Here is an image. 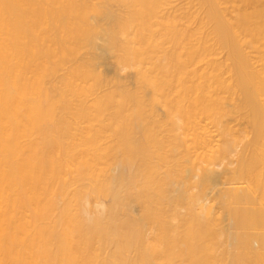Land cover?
Here are the masks:
<instances>
[{"label": "bare ground", "instance_id": "6f19581e", "mask_svg": "<svg viewBox=\"0 0 264 264\" xmlns=\"http://www.w3.org/2000/svg\"><path fill=\"white\" fill-rule=\"evenodd\" d=\"M176 1L0 0V264H264V0Z\"/></svg>", "mask_w": 264, "mask_h": 264}, {"label": "rangeland", "instance_id": "374dc122", "mask_svg": "<svg viewBox=\"0 0 264 264\" xmlns=\"http://www.w3.org/2000/svg\"><path fill=\"white\" fill-rule=\"evenodd\" d=\"M184 2H186V1H185V0H184V1H183V0H178V1H176L177 4H184ZM221 55H222V54H221ZM221 55H218V57H221ZM103 68H104V67H102V69H103ZM159 112H161V111H159ZM206 121H207V120H206ZM206 121H205V122H206ZM207 122H209V121H207ZM207 122H206V123H207ZM212 130H215V129L212 128ZM213 134H216V132H214ZM213 134H212V135H213Z\"/></svg>", "mask_w": 264, "mask_h": 264}]
</instances>
